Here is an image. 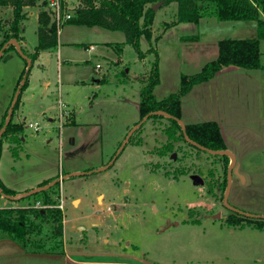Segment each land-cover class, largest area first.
<instances>
[{"label": "rangeland", "instance_id": "1", "mask_svg": "<svg viewBox=\"0 0 264 264\" xmlns=\"http://www.w3.org/2000/svg\"><path fill=\"white\" fill-rule=\"evenodd\" d=\"M41 1L33 6L31 19L27 10L22 22L30 53L38 42L36 13ZM66 1L64 14H69L83 0ZM177 7L176 3L161 4L152 42L140 40L143 52L151 47L158 51L160 84L154 90L158 101L180 90L181 75H195L214 60L219 40L249 36L256 25L213 18L179 23L164 32L162 23L175 19ZM45 9L56 21L53 10ZM2 16L9 17L8 9ZM60 32L57 48L41 52L31 66L11 118L23 130L13 136L17 138L14 145L11 138H5L0 147V177L22 192L47 181H62L48 193L52 204L45 205L32 195L15 201L0 197V209L32 206L47 210L43 216L31 215L35 228L26 235L27 246L1 231L0 240L28 252H67L96 261L126 251L146 257L151 264L264 263V232L225 223L232 213L224 204L226 190L212 186L225 176L226 164L220 157L184 141L175 142L176 149L163 155L170 141L167 130L179 131L166 118L154 117L135 131L119 153L131 129L144 119L137 104L140 108V91L153 67L154 53L141 60L135 48L125 43L124 33L99 26L65 24ZM117 44L124 47L121 55ZM89 45L95 46L93 53L86 48ZM97 64L101 69L96 71ZM26 66L27 61L14 49L0 60V126L7 120ZM11 144L22 160L13 159ZM113 159L109 169L93 172ZM73 172L85 175L64 178ZM191 175L202 177L205 183L195 184ZM228 198L234 208L264 217V187H251L248 181L243 184L235 176ZM60 205L63 210L57 208ZM55 210H61V235L56 231ZM238 246H248L250 251L237 253Z\"/></svg>", "mask_w": 264, "mask_h": 264}, {"label": "trees", "instance_id": "2", "mask_svg": "<svg viewBox=\"0 0 264 264\" xmlns=\"http://www.w3.org/2000/svg\"><path fill=\"white\" fill-rule=\"evenodd\" d=\"M161 2L163 6L170 5L172 3H176L178 6V12L175 19L171 22L162 23L164 32L171 27L179 25V23L196 24L202 19L215 18L219 22L254 21L257 26V36L245 39L225 38L219 40L217 42L218 53L214 60L204 65L203 68L195 75H181L180 90L177 93L170 94L167 98H164V100L158 101L154 95L155 88L160 84L158 51L151 47L146 53L143 52L140 47V40L145 38L149 41V43L152 42L154 36L153 25L156 18V12L153 11L152 7ZM37 3L38 0H0V34H2L3 37V41L0 44V50L6 43H8V41L14 39L20 44L21 50H23L24 53L32 59V65L43 50L55 48L58 45L60 37L56 22L52 21L51 15L45 9L47 3H44L42 4V9L39 12V25L37 29L38 44L34 48L35 51L30 53L28 50L24 49V38L22 36L24 31L22 22L25 18L24 8L36 6ZM61 5L63 7L64 1ZM7 9L9 11V17L5 19L2 16V12ZM72 14V17L67 19L65 24L72 26H85L89 28L99 26L108 31H120L124 33L126 37L125 43L131 44L132 47L135 48L141 60L145 59L148 53H154L155 61L153 67L146 79L147 81L144 82L143 88L140 91L142 102L140 104L139 111L140 115L144 118L147 114L155 111H162L171 115V118L162 115L151 116L154 118H166L174 129L179 131V133H177L170 129L167 130L170 141L163 147V155H166L168 152H173L177 146L175 142L177 143L178 141H184L188 146L195 148L198 151L201 150L186 141L184 132L181 130L180 125L176 121V119L181 120L182 118V96L187 94L194 86L211 81L212 78H214L215 75L225 67L236 66L245 70H259L264 68L261 60V42L264 41V0H83L73 8ZM158 39L159 37L157 40ZM115 46L118 47L117 52L121 55L124 51L123 45L117 44ZM11 49L16 50L15 46L11 44L5 50V55ZM26 70L23 71L20 81L26 74ZM25 84L26 85L23 89L27 86V80ZM20 96L15 108H17L20 103ZM2 127L3 126H0V129ZM22 130V125L11 121V124L2 135L3 137L0 141V147L5 138H11V143L14 145V143L17 142V138L13 136L16 133L22 132ZM185 131L187 132L190 140L198 145H202L214 151H224L228 149L217 122L186 124ZM13 145H10V152L15 158H18V149ZM217 156L220 157L226 164L224 170L225 176L222 178L221 182L212 186L214 190L219 187L221 191H224L228 185L227 167L229 165L230 158L224 155ZM167 174H169V172H167ZM174 176L178 178L179 173L177 172ZM48 183H50V181L42 183L39 186L44 187ZM0 187L7 195L13 196L17 194L14 190L12 191L5 187L1 182ZM54 187L48 189L47 191L35 193L32 196L34 198L39 197L40 201L43 200L45 205L52 204L48 193L49 191H52ZM55 211L56 214L54 213V215L57 216L56 231L59 235H61L63 230L61 210ZM45 212H47L46 209L32 208V206L30 208H1L0 231L8 234L12 239H16L21 243H24L21 245L25 247L29 242L26 235L31 231V229L35 228L31 221V215L35 214L37 216H43ZM49 212H51V210H49ZM225 223L228 227L235 229L236 227L245 228L249 226L252 229L255 228L264 232V217L251 218L232 212L226 218Z\"/></svg>", "mask_w": 264, "mask_h": 264}, {"label": "crops", "instance_id": "3", "mask_svg": "<svg viewBox=\"0 0 264 264\" xmlns=\"http://www.w3.org/2000/svg\"><path fill=\"white\" fill-rule=\"evenodd\" d=\"M44 3L46 4L47 0L42 2V4ZM42 4L38 7L40 9H37L38 11L36 13L38 25L39 12L42 9ZM32 8L33 6L25 7L24 14L27 10H30L28 14L30 16ZM29 19H31V16ZM22 27L24 29L22 35L24 38L23 47L27 50L26 46L28 47V41L24 33L25 27ZM252 32L254 33L241 38L256 37V25L252 28ZM261 43L262 60L264 56V41ZM90 47H94V50H91ZM55 48L49 49V51H53ZM86 48H88L90 53H93L96 49L92 45ZM29 50L32 52L35 51L31 48ZM119 61L120 59H118L117 63ZM45 84L47 85V83ZM182 97L181 120L183 123L186 125L199 124L201 122H217L225 140L226 147H228L227 150L231 151L236 157L235 164L243 176V184L248 181L251 182V187L257 189L264 187V68L259 70H245L236 66L225 67L211 81L194 86ZM13 159L15 161L22 160V155L18 158L13 156ZM235 176L237 175L233 174V177ZM0 182L18 194L25 193V191L22 192L20 189L11 187L7 180L1 177ZM30 191L28 190L26 192ZM237 249V253H242L245 250L250 251V247L248 246H238ZM225 252L231 253L232 251L225 250ZM109 257L111 259L96 261L90 260L92 256H89L88 259H81L67 252L65 254L60 252H28L18 244L13 245L5 240H0V264H151L146 257L133 256L126 251L122 252L121 255H110ZM220 258L226 257L220 256ZM260 262L256 261L253 264H264ZM161 263L182 264L176 261H161ZM161 263L157 261L153 264Z\"/></svg>", "mask_w": 264, "mask_h": 264}, {"label": "water", "instance_id": "4", "mask_svg": "<svg viewBox=\"0 0 264 264\" xmlns=\"http://www.w3.org/2000/svg\"><path fill=\"white\" fill-rule=\"evenodd\" d=\"M162 2L161 3H157L155 4L152 9L154 12H156L160 6H161ZM14 45L16 50L19 52V54L27 61V70H26V74L24 75L23 79L21 80V82L19 83V87L17 88L16 92H15V95H14V98H13V104L10 108V111L7 115V120L5 122V124L3 125V127L0 129V141L2 139V135L4 134V132L7 130L8 126L11 124V121H12V115H13V112H14V109L17 105V101L19 99V96L21 94V91L23 89V87L26 85L25 82L27 80V76H28V73H29V70L32 68V59L24 53L23 50H21V46L20 44L12 39L10 41H8V43H6L0 50V60L2 59L4 53H5V50L8 48L9 45ZM137 107L139 109V104H137ZM155 115H162V116H166L168 118H171V115L166 113V112H162V111H155V112H151L149 114H147V116L142 120L140 121L137 125H135L133 127V129H131V131L129 132L130 134L127 136V138L125 139L124 143L122 144L121 148L119 149V153H121L123 151V148L125 147V145H127V143L129 142V140L131 139L132 135L135 133V131L140 128L144 123H146L148 121V119L151 117V116H155ZM176 121L178 122V124L180 125L181 127V130L184 132V135H185V138H186V141L191 143L193 146H195L196 148H198L199 150H203L207 153H209L210 155H213V156H217V155H224V156H228L230 158V166H229V169H228V173H227V181H228V185H227V188H226V192H225V195H224V204L233 212V213H239L241 215H245L247 217H259V216H256V215H251V214H248V213H245L243 212L242 210L238 209V208H234L233 206H231L229 204V201H228V196H229V193L231 191V188H232V184H233V181H232V177H233V174H236L238 177H240L242 180H243V176L242 174L239 172V170L237 169L238 167H236V157L235 155L229 151V150H217V151H214L212 149H209V148H206L202 145H198L194 142H192L187 134V132L185 131V124L183 123L182 120L180 119H176ZM117 155V154H116ZM174 158L176 156V154L173 155ZM115 159V157H114ZM114 159L109 163L107 164L106 166H103L101 167L100 169L98 170H94L93 172H98V171H104V170H107L109 169L113 163H114ZM81 175H85L84 173H76V172H73V173H70L69 175L65 176L64 178H70V177H78V176H81ZM63 178V179H64ZM190 178L192 179V181L197 184V185H201V184H204L205 182L203 181V178L198 176V175H191ZM62 181V179H57V180H54V181H51L50 183H48L46 186L44 187H38L36 189H33L31 190L30 192H25V193H19V194H16V195H13V196H10V195H7L3 192L2 188L0 187V197L1 198H5L9 201H15V200H18V199H24V198H27V197H30V195H33L35 193H38V192H43V191H47L48 189L52 188L54 185L60 183Z\"/></svg>", "mask_w": 264, "mask_h": 264}, {"label": "built area", "instance_id": "5", "mask_svg": "<svg viewBox=\"0 0 264 264\" xmlns=\"http://www.w3.org/2000/svg\"><path fill=\"white\" fill-rule=\"evenodd\" d=\"M66 2L67 1L64 0V5H63L64 8L66 7ZM61 3H63V0H49L47 2V8L50 9V10L52 9L53 12H54V15H55V18H56V21H54V22H56V25H57L59 33H61L60 32L61 26L65 25L66 20L70 19L72 17V15H73L72 14V10L74 8L73 7L71 10H69V12L71 11V13L64 14V11L66 9H64L62 7ZM90 48H91V50H94V47H90ZM96 69L97 70L101 69V65L97 64ZM59 208L63 210V205H60Z\"/></svg>", "mask_w": 264, "mask_h": 264}, {"label": "flooded vegetation", "instance_id": "6", "mask_svg": "<svg viewBox=\"0 0 264 264\" xmlns=\"http://www.w3.org/2000/svg\"><path fill=\"white\" fill-rule=\"evenodd\" d=\"M57 208H59V206H57Z\"/></svg>", "mask_w": 264, "mask_h": 264}]
</instances>
